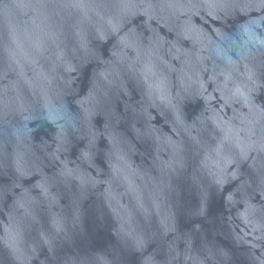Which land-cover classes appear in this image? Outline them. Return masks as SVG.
<instances>
[{"label": "water", "instance_id": "1", "mask_svg": "<svg viewBox=\"0 0 264 264\" xmlns=\"http://www.w3.org/2000/svg\"><path fill=\"white\" fill-rule=\"evenodd\" d=\"M0 264H264V0H0Z\"/></svg>", "mask_w": 264, "mask_h": 264}]
</instances>
